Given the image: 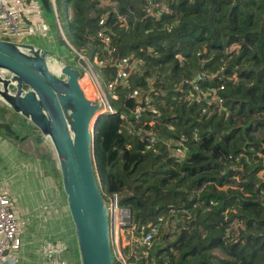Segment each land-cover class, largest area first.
<instances>
[{
    "label": "trees",
    "instance_id": "1",
    "mask_svg": "<svg viewBox=\"0 0 264 264\" xmlns=\"http://www.w3.org/2000/svg\"><path fill=\"white\" fill-rule=\"evenodd\" d=\"M159 1L171 12L156 20L145 16V0H115L114 9L64 0L74 47L92 57L101 52L97 22L106 14L116 55L139 63L131 88L153 87L160 111L134 123L135 100L118 86V113L100 116L93 131L100 188L106 199L118 194L137 223L165 216L147 264H264V0ZM113 15L126 17L128 27ZM219 68L222 76L211 75ZM192 69L206 79L189 85ZM207 83L222 104L199 97ZM151 118L152 126L143 124ZM122 123L133 132H121ZM140 128L157 136L149 150ZM181 138L188 148L178 160L167 141Z\"/></svg>",
    "mask_w": 264,
    "mask_h": 264
},
{
    "label": "water",
    "instance_id": "2",
    "mask_svg": "<svg viewBox=\"0 0 264 264\" xmlns=\"http://www.w3.org/2000/svg\"><path fill=\"white\" fill-rule=\"evenodd\" d=\"M39 1L53 16L50 0ZM0 104L29 123L37 147L49 149L56 162L78 264H116L95 172L93 131L100 115L87 75L46 47L0 38ZM0 129L25 138L7 122L0 121Z\"/></svg>",
    "mask_w": 264,
    "mask_h": 264
},
{
    "label": "built area",
    "instance_id": "3",
    "mask_svg": "<svg viewBox=\"0 0 264 264\" xmlns=\"http://www.w3.org/2000/svg\"><path fill=\"white\" fill-rule=\"evenodd\" d=\"M159 1V0H158ZM157 0H145V14L152 15L157 18L158 15L170 13L167 5ZM54 16L57 18V10L55 0H50ZM149 3V5L146 4ZM115 0H100L102 8L115 7ZM169 11V12H168ZM43 7L39 0H0V38L10 37L8 40L18 41L17 38L23 37L25 34L26 23L29 28H37V32L46 31L44 28L45 17L43 15ZM106 16L100 15L97 22L96 36L102 41V50L98 54L97 60L89 61L83 54L76 53V64L87 75L92 89L93 96L97 104L96 113L100 116L113 115L118 113L117 108L113 104L118 100L120 95L115 91L118 86L129 87V75L137 68L139 63L135 58L130 56H116V47L112 44L111 34L106 25ZM118 22L123 26H127L126 17L123 15H114ZM59 31L63 36L60 25ZM170 28V27H169ZM30 33H34L31 31ZM64 37V36H63ZM12 38V39H11ZM23 42V41H20ZM112 65V66H111ZM96 66L113 67L107 74V81L101 83L99 76L95 70ZM111 69V68H110ZM199 74L197 77L188 81L189 85L197 84L198 79H206V75ZM223 69H218L211 75L214 77L222 76ZM197 79V80H196ZM199 82V81H198ZM200 83V82H199ZM210 83L205 84V93L199 92L201 99L209 98L210 105L222 104L221 97L217 94L215 88L209 87ZM223 88L222 85L219 87ZM152 88L147 91L137 88H131L128 92V98L135 100L133 106L132 120L139 123L143 114L150 112L153 116H158L160 111L154 106L151 99ZM120 117L126 119L125 112H120ZM155 123L154 118L144 121L143 124L152 126ZM21 124V122H19ZM24 124V123H23ZM24 130L31 132L32 127L23 126ZM121 132H133V127L129 124L122 123ZM137 132V131H136ZM141 141L144 143V149H151L157 142V136L154 131L147 128H140ZM170 152L182 160L186 155L188 145L187 140L181 138L177 141L168 140ZM106 205L109 217V233L112 246L113 258L116 264H147L150 250L152 248L155 237L160 233L161 228L167 225L164 215H158L151 223H137L133 219V210L129 205H124L120 201L118 194L114 193L106 199ZM213 202H209V206ZM209 209V208H207ZM171 213H175L171 210ZM185 213L189 214L188 210ZM189 216V215H187ZM224 218L227 215L224 212ZM27 225V219L21 217L14 206L12 197L5 187V181L0 177V264H20L18 252L22 246V231ZM44 244V246H42ZM41 245L39 264H71L66 257L65 246L62 242L46 240Z\"/></svg>",
    "mask_w": 264,
    "mask_h": 264
},
{
    "label": "rangeland",
    "instance_id": "4",
    "mask_svg": "<svg viewBox=\"0 0 264 264\" xmlns=\"http://www.w3.org/2000/svg\"><path fill=\"white\" fill-rule=\"evenodd\" d=\"M55 4H56V10H57V18H54V16H51L49 14H45V15H47V20L45 19L46 27L44 25V28L46 29V31L36 32L33 34L26 32L23 37L17 38L16 40L23 41L26 43L37 44V45H40L42 47L45 46L57 54L62 52V53H64V55L69 60L74 62L75 60H77L76 53H80V52L74 47L73 41L71 38V34L69 32V29H68L69 27L67 24V19H66V16L64 15V0H55ZM146 4L149 5L148 2H146ZM162 4H165V3H162ZM165 5H167V4H165ZM167 7H168V5H167ZM168 9H169V11H171L169 7H168ZM143 10L145 11V6H143ZM145 16H151L152 17V15H145ZM162 16L163 15H158V17L155 19L158 20ZM114 18H115L116 23H118L120 27H123V28L128 27V25L126 27L121 25V23L117 21L115 16H114ZM57 19H58V23L60 25V28H61V31H62L64 37L62 36L60 31L58 30L59 26L57 24ZM169 27H170V25H168L167 29H169ZM33 31H37V28H34ZM2 38L10 39V37H2ZM111 38H112V35H111ZM112 44L116 47V44L114 43L113 38H112ZM116 50H117V48H116ZM81 53L89 61H94V60H97V58H98L97 53L93 57H92V55H90L87 52H81ZM152 53H154V52H151V51L149 52L150 55H152ZM123 56H128V55H120L118 57H123ZM74 63H76V62H74ZM202 64H203V60L201 59L198 62V65H202ZM95 70L99 76L101 83H104L107 81V74H109L111 70H114V68L111 67V69H106V68L104 69V67L96 66ZM136 70H138V66L135 70H133L130 73L129 78ZM191 74H192V77H197L199 74H203V73H201L200 71L197 72L194 69H192ZM129 78H128V80H129ZM129 84H130V82H129ZM117 88L115 89L116 93L118 92ZM126 88L128 89V91L126 93V98H128L127 95L131 89V85H129V87H124V89H126ZM150 88H152V92H153L154 88L153 87H150ZM121 89H123V88H121ZM151 99H152V103L154 104L155 98H154V95H152V94H151ZM132 108L130 109V112H131ZM126 118H127V114H126ZM131 118H132V113H131ZM0 121H2V120H0ZM20 122H21V124H19L18 126L23 127L24 124L22 123V121H20ZM17 131H19L20 134L23 131L22 134L25 135L24 140H30V138H32L30 131L27 132V130L21 131L18 129H17ZM5 135H6V133H4L3 130L0 129V137H4ZM12 139L16 142L18 141V140H15L14 137ZM5 141L6 140H4L3 143H6ZM30 145H33V144L27 143V142H22V144H21L22 151L25 154H29L33 150V155H30V156H32L34 159L40 158L41 154H43V153H40V150L37 146L32 147ZM9 151L13 152L12 146H9ZM44 151H46V154L48 155V160H41L39 164L35 163V161H33V162L25 161L24 163L20 162L21 164H19V165L17 164V161L13 162V164L7 163L6 155H4L2 152H0V177L3 178L6 181V183L9 182L8 184H10L11 181H14L16 184V187L18 188L19 183L20 182L22 183V179L27 180L26 177L25 178L24 177L18 178V176L21 174H26V173H28L29 176H31V175H33L34 169H35V172L38 174V176L40 178L39 180L41 181V184H40V181H38L39 187H37V188H40L42 190V192L44 190V193L46 192L45 193L46 196L41 198L40 201L38 200V203L35 206V208L31 209L32 210L31 214H29L30 217L28 216L27 213H25V214L30 219L31 218H33L34 220L36 219V225L35 224L33 225L32 230H34L36 235H39V234L43 235L42 236L43 238L41 239L42 242L43 241L45 242L47 240V238H49L50 240H53V241L62 242V244L65 246V251L67 252V250L69 249V244H68L69 242L67 240H65V236L67 234L65 233L64 229L66 228V230H68V228H67V226H64L65 221H64V219H61L60 215H59L60 209L62 210L64 208H63V200L61 199V191H60V186H59L60 184H59V181L57 180V178L55 176V173H56L55 169H57V167H56V163H55L53 156L50 153V151L49 150H44ZM43 161L46 163L48 161H51L52 166L48 167V164H46V166H44V165L42 166L41 162H43ZM9 187H10V185H9ZM49 187L53 190L52 192L45 190L46 188H49ZM23 188L25 189V191L28 190V188H29L28 182H25L23 184ZM57 196H58V198H60V201L57 199ZM29 221L31 222V220H29ZM30 222H29V225H30ZM40 235H39V237L41 238ZM63 238H64V240H63ZM42 246H44V244ZM40 250H41V248L38 247V249H37L38 255H40Z\"/></svg>",
    "mask_w": 264,
    "mask_h": 264
},
{
    "label": "crops",
    "instance_id": "5",
    "mask_svg": "<svg viewBox=\"0 0 264 264\" xmlns=\"http://www.w3.org/2000/svg\"><path fill=\"white\" fill-rule=\"evenodd\" d=\"M43 15H44L45 19L47 20V15H45L44 12H43ZM34 28H32V29L29 28V26L26 23L25 33L26 32L30 33L31 31H33ZM36 32L37 31H34V33H36ZM30 34H32V33H30ZM43 47H45V46H43ZM59 55H61L66 61L73 62V61L69 60L64 55V53L60 52ZM74 62H76V60ZM0 120H2V122H7V123L11 124L13 126V128H15L16 130L17 129L21 130V131L24 130V129H22V127L18 126L20 121H22V123H24L25 126H27V127L30 126L27 121H25L23 118H21L17 114L13 113L11 110L6 108L2 104H0ZM22 133H23V131H22ZM22 133H21V135H23ZM12 138L13 137L8 136L7 134L4 137H0V152H2L4 155H6L7 163L13 164V162L17 161V164L19 165L21 163H24L25 161H29V162L35 161V163L39 164L41 160H48V155L46 154V151H44V150H40L39 149L40 153H43L40 156L41 159L40 158L34 159L32 156H30V155H33V150L29 154H25L22 151V149H21L22 142L31 143V144H33V145H30L32 147L37 146L35 141L33 140V137L30 138V140H24L23 139V140H18L17 142L14 141ZM4 140H6L5 141L6 143H3ZM9 146L13 147V152L9 151ZM46 150H49V149H46ZM46 164H48V167L52 166V162L51 161H48L47 163L44 162V161L41 162L42 166L43 165L46 166ZM55 171H56L55 176H56V178H57V180L59 181V184H60L59 186H60V191H61V199L63 200V208H64L62 210L60 209V213L61 214L59 213V215H60V218L64 219V221H65V225L64 226H67V228H68V230H66V228L64 229L65 233L67 234L65 236V240H67L69 242L68 243L69 244V249L67 250L65 255L69 259L71 264H78L77 252H76L75 240H74V234H73V226H72V223L70 221V218H69V215H68V212H67V208H66V204H65V198H64L63 191H62V188H61V182H60V178H59V173H58L57 169H55ZM20 177H22V178L26 177L27 180H25V179L23 180L21 178L22 179V183L21 182L19 183L18 188L16 187V184H15L14 181H11L10 184H8L9 182L6 183V181L4 180L5 181V187L7 188V190L9 191V193H10V195L12 197V200L14 202L15 208L17 209V212L19 213V215L21 217L27 219V225L23 228V231H22V234H21L22 246H21V249L19 250L17 255L19 257V263L20 264H39L40 255H38L37 249H38V247L41 248V245L44 242V241L43 242L41 241V239L43 238L42 237L43 235L39 234L41 236V238L39 237V235H36L34 230H32L33 225L34 224L36 225V219L34 220L33 218H31V219L28 218L25 213H27L28 216L30 217L29 214H31V211H32L31 209L35 208V206L38 203V200L40 201L41 198L46 196L45 195L46 192L44 193V190L42 192V190L40 188H37V187H39V182L38 181H40L39 180L40 178H39L38 174L35 172V169H34L33 175L29 176V174L26 173V174H21V175L18 176V178H20ZM25 182H28V184H29V188L26 191L23 188V184ZM40 184H41V181H40ZM9 185H10V187H9ZM45 190L46 191H51V192L53 191L50 187L46 188ZM57 199L60 201V198H58V196H57ZM29 220H31V222ZM29 222H30V225H29ZM48 239L49 238H47V240ZM63 240H64V238H63Z\"/></svg>",
    "mask_w": 264,
    "mask_h": 264
},
{
    "label": "clouds",
    "instance_id": "6",
    "mask_svg": "<svg viewBox=\"0 0 264 264\" xmlns=\"http://www.w3.org/2000/svg\"><path fill=\"white\" fill-rule=\"evenodd\" d=\"M54 12V11H53Z\"/></svg>",
    "mask_w": 264,
    "mask_h": 264
}]
</instances>
